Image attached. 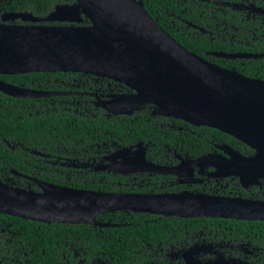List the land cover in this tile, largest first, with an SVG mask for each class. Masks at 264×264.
Here are the masks:
<instances>
[{
	"label": "water",
	"instance_id": "obj_1",
	"mask_svg": "<svg viewBox=\"0 0 264 264\" xmlns=\"http://www.w3.org/2000/svg\"><path fill=\"white\" fill-rule=\"evenodd\" d=\"M49 18L65 25H16L17 19L36 20L26 13L2 16L1 76L72 72L113 81L130 92L111 95L98 104L108 115H132L150 104L154 114L220 131L254 152L244 156L220 147L232 157L231 174L243 187L264 180V80L221 68L187 51L148 15L142 0H74L71 6L56 7ZM83 18L88 25H81ZM215 55L227 59L248 57ZM0 93L27 99L60 95L2 80ZM142 146H134L138 150L119 148L107 158L110 164L101 169L123 176L169 173L170 168L146 160ZM34 182L39 191L11 188L0 181V214L44 224L99 228L116 227L97 221V217L119 211L166 218L264 221V202L242 197L187 192L113 193Z\"/></svg>",
	"mask_w": 264,
	"mask_h": 264
},
{
	"label": "trees",
	"instance_id": "obj_2",
	"mask_svg": "<svg viewBox=\"0 0 264 264\" xmlns=\"http://www.w3.org/2000/svg\"><path fill=\"white\" fill-rule=\"evenodd\" d=\"M142 1L148 15L187 51L221 68L264 80V64L261 66L259 61L242 66L240 60L223 61L206 55L207 51L226 49L221 48L220 41L210 42L205 34L194 31L187 25L189 22L204 26L207 21L206 15L210 13L199 0ZM73 4L74 0H0V23L6 13H26L36 21L23 22L17 19L14 24L65 25L50 21L49 17L56 7ZM88 24V20L83 18L81 25ZM60 75L62 73L0 75V80L30 90L62 91L65 89L56 85L52 87L51 80L53 76ZM53 101H56L54 106L51 104ZM59 101L60 98H13L0 93L2 181L10 178L15 184L14 187L25 189L27 182L10 173L14 169L42 182L75 189L113 193L149 192L130 187V177L116 173H82V180L73 177L64 181L62 177L46 171L45 161L48 155H75L73 153H78L79 149H74L73 146L81 140L82 156H93L97 151H101L102 155L107 151L111 152L109 145L113 142L118 148L143 142L148 145L146 157L150 160H153L157 151L154 145L159 144L183 148L190 156L211 152L214 150L212 144L216 143L233 146L244 155L253 152L243 143L215 129L193 127L180 120L154 114V107L150 104L141 106L132 115L107 117L100 109L83 108L82 116L66 113L63 106L58 104ZM5 141L10 145L21 142L25 147L29 146L30 151L11 148L3 144ZM56 142L64 143L70 149L52 151L50 145ZM96 144L100 145L99 149ZM89 145L93 146L92 149ZM35 160L42 170H35ZM31 188L37 191L35 187ZM149 189L159 193L152 185ZM239 192L245 193L241 188ZM97 221L118 226L99 228L85 224H44L0 214V231L5 230L3 234L0 232V264H92L98 261L106 264H135L131 263V259L146 242L165 243L178 239L184 244L198 237L199 232L213 231L218 224L231 228L240 237L264 239V221L166 218L126 211L100 215Z\"/></svg>",
	"mask_w": 264,
	"mask_h": 264
},
{
	"label": "flooded vegetation",
	"instance_id": "obj_3",
	"mask_svg": "<svg viewBox=\"0 0 264 264\" xmlns=\"http://www.w3.org/2000/svg\"><path fill=\"white\" fill-rule=\"evenodd\" d=\"M199 1L210 13L206 15L205 20L207 21L204 22V26L193 25L189 22H187V25L194 31L205 34L210 42L218 40L221 42V48L229 49L228 51H207L206 55L223 61L240 60L242 66L251 65L253 61H259L262 66L264 64V0ZM215 54H241L248 57L227 59L218 57ZM251 56H256V58ZM57 73H62V75L53 76L51 79L52 87L56 85L65 90L48 91L60 93V95L49 98H60L61 101L58 104L63 106L66 113L71 112L82 116L84 114L82 112L83 108L104 111L98 105L100 102L109 100L111 95L130 92L128 88L110 80L80 73ZM51 104L54 106L56 101ZM88 113H91V111H88ZM106 116L111 117L112 115L106 113ZM3 144L11 148L30 151V147H25L21 142L10 145L5 141ZM137 144L128 147H134ZM212 145L214 147L213 151L196 156H190L189 153L183 151V148L166 144L154 145L155 148L157 147L155 149L157 151L154 153L153 160H150L146 157L148 145L143 143L142 147L145 149L146 160L156 166L170 169H168L169 173L153 171L128 175L127 177H130V187L149 191L148 193H133L187 192L228 198L242 197L264 202V180L243 187L238 177L231 174L234 172V169L229 166L232 157L226 151L232 150L242 153L237 148L227 144L216 143ZM68 147V145L61 142L50 145L52 151L70 149ZM88 147L92 149L93 146L89 145ZM96 147L99 149L100 145L96 144ZM109 147L112 151H107L104 155L101 151H97L93 156L85 154L82 156L81 140L80 143H75V146H73L74 149H79L78 153H73L75 155L70 153H66V156L52 154L50 157L48 155L47 161H45V164H47L46 171L62 177L64 181L73 177L82 180V173H84L83 175L86 173H114L102 170L100 167L110 164L107 158L119 149L114 142L110 143ZM220 147H225L227 150H221ZM84 149H86V146H84ZM134 150H138L137 147H134ZM253 154L254 152L242 155L251 156ZM211 155L221 156V158L210 159L209 156ZM205 156L207 158H204ZM37 163V160H35L33 164L35 170H42ZM10 173L15 178L27 182L25 189L32 190L31 187L33 186L39 191L34 180H40L21 174L14 169H11ZM2 182L11 188L15 185L10 178L4 179ZM150 185L157 188L159 193H155L154 189L150 190ZM240 188L244 190V194L239 192ZM168 190L169 192H167ZM173 190L177 191L174 192ZM233 190L236 192L233 193ZM0 232L3 234L5 230L1 229ZM131 261L135 264H264V239L240 237L231 228L218 224L213 231L199 232V236L195 239L192 238L188 243L182 244L178 239L165 241V243L146 242L133 255ZM92 264H106V262L98 261Z\"/></svg>",
	"mask_w": 264,
	"mask_h": 264
},
{
	"label": "bare ground",
	"instance_id": "obj_4",
	"mask_svg": "<svg viewBox=\"0 0 264 264\" xmlns=\"http://www.w3.org/2000/svg\"><path fill=\"white\" fill-rule=\"evenodd\" d=\"M210 159H212V158H210ZM215 160V159H214ZM133 167H134V165H133ZM140 167H142V168H152L151 166H148V165H142V166H140Z\"/></svg>",
	"mask_w": 264,
	"mask_h": 264
},
{
	"label": "rangeland",
	"instance_id": "obj_5",
	"mask_svg": "<svg viewBox=\"0 0 264 264\" xmlns=\"http://www.w3.org/2000/svg\"><path fill=\"white\" fill-rule=\"evenodd\" d=\"M13 23V22H12Z\"/></svg>",
	"mask_w": 264,
	"mask_h": 264
}]
</instances>
